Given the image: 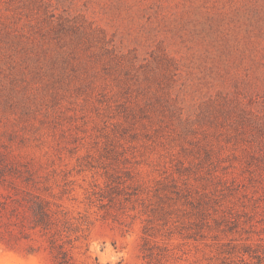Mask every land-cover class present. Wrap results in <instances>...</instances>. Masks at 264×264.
Segmentation results:
<instances>
[{
	"label": "rangeland",
	"instance_id": "1",
	"mask_svg": "<svg viewBox=\"0 0 264 264\" xmlns=\"http://www.w3.org/2000/svg\"><path fill=\"white\" fill-rule=\"evenodd\" d=\"M260 125L264 0H0V198L88 216L78 264H147L146 228L177 264H241L235 239H264Z\"/></svg>",
	"mask_w": 264,
	"mask_h": 264
},
{
	"label": "trees",
	"instance_id": "2",
	"mask_svg": "<svg viewBox=\"0 0 264 264\" xmlns=\"http://www.w3.org/2000/svg\"><path fill=\"white\" fill-rule=\"evenodd\" d=\"M170 63L168 60L167 64ZM231 111L234 113L231 108H227L224 113L229 115ZM238 122L242 124L240 117ZM254 128L256 131L250 135L253 141L248 152L261 167L263 166L261 176L264 177V126ZM238 129L236 126L235 131L239 132ZM238 132L232 137L243 138L241 132ZM5 169V165L0 166V177L5 176ZM26 184L28 185V182ZM19 191L24 193L21 198H0V245L9 250L22 251L27 255L45 253L52 264H78L74 258V250L78 248L76 244L87 241L94 222L88 216L79 218L72 216L61 198H44L26 189ZM221 220L226 224L227 222L239 224L231 217L223 216ZM211 221L217 223V219L202 212V218L197 222L201 231L195 230L194 233L184 234L183 239L203 237V229L211 230ZM235 241L238 243L233 245L235 249L233 254H236L234 256L241 264H245L246 257L254 264H264L263 238L253 240L247 236ZM140 250L147 264H177L179 260V257L168 248L167 243L160 246L158 242L153 241L150 228L143 231Z\"/></svg>",
	"mask_w": 264,
	"mask_h": 264
}]
</instances>
